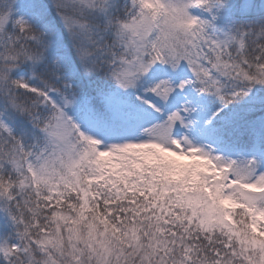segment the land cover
Wrapping results in <instances>:
<instances>
[{
	"label": "snow or ice",
	"instance_id": "1",
	"mask_svg": "<svg viewBox=\"0 0 264 264\" xmlns=\"http://www.w3.org/2000/svg\"><path fill=\"white\" fill-rule=\"evenodd\" d=\"M0 264H264V0H0Z\"/></svg>",
	"mask_w": 264,
	"mask_h": 264
}]
</instances>
